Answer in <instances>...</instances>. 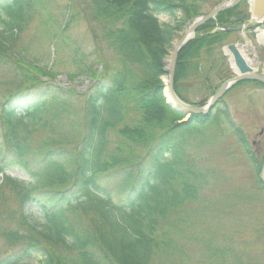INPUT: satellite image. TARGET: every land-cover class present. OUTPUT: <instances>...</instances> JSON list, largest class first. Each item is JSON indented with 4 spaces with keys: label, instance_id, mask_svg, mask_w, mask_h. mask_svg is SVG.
Here are the masks:
<instances>
[{
    "label": "trees",
    "instance_id": "16d2710c",
    "mask_svg": "<svg viewBox=\"0 0 264 264\" xmlns=\"http://www.w3.org/2000/svg\"><path fill=\"white\" fill-rule=\"evenodd\" d=\"M197 3L0 0V66L11 74L10 97L0 109V240L14 249L0 264H175L179 256L190 257L180 243L197 242L194 236L184 240L194 222L187 216L173 221L172 212L201 198V172L182 142L217 118L213 113L182 122L167 105L162 77L179 33L200 15ZM35 9L52 36L53 54L71 49L76 72L68 81L90 80L85 92L51 83L57 79L52 69L18 45ZM159 15L170 20L161 22ZM249 15L243 0L182 49L175 76L181 99L192 103L184 95L191 86L214 95L229 78L217 52ZM81 24L100 53L92 63ZM73 29L82 36L74 39ZM253 160L260 171L262 161ZM9 202L16 207L8 208ZM33 206L41 216L28 213ZM201 242L206 261L252 264L248 254L230 258L237 243L217 253L210 239Z\"/></svg>",
    "mask_w": 264,
    "mask_h": 264
},
{
    "label": "rangeland",
    "instance_id": "374dc122",
    "mask_svg": "<svg viewBox=\"0 0 264 264\" xmlns=\"http://www.w3.org/2000/svg\"><path fill=\"white\" fill-rule=\"evenodd\" d=\"M54 1L57 6H66L71 2V0ZM79 1L83 3L86 0ZM197 2L200 10L199 16H201L209 14L216 5L221 3V0H197ZM179 16H182L180 12ZM159 18L162 22L170 20L165 15H159ZM41 24L40 14H36L35 9L28 28L18 42L20 47H24L25 56L34 58L41 67L48 66L52 69L57 79L51 83L85 92L91 85L90 80L87 81L86 78L81 77L80 80L68 81L67 74L76 72V66L71 59L73 58L71 49L58 52L55 56L52 36L44 31ZM85 29H87L86 26L82 24L79 26L80 33L84 31V37L86 36L82 47L94 55L89 53L88 56L86 55L88 62L92 63L96 61L100 53L98 51L96 53L93 38L87 37L88 33ZM185 29L186 26L183 31ZM261 31H264V26ZM257 35L253 31L249 33L258 58L262 62L258 73L264 74V42H259ZM78 36L82 35H78L73 29L72 37L75 39ZM178 40L180 39L178 38L174 44ZM244 41L242 33H234L227 43L244 44ZM174 44L166 58L167 64L174 50ZM104 53L107 59L114 60L108 51ZM217 53L221 59L220 61L218 58L219 64L226 65L225 74L229 76L228 79L235 78L229 57L221 48ZM244 54L249 61L255 58L253 54L246 51ZM102 69L100 66V71ZM167 76L168 74L165 77ZM10 78L8 68L0 66V109L10 97L11 89L6 86ZM27 87H29L27 84H23V88ZM184 95L188 101L195 104L201 102L203 98L210 99L213 96L194 86H191ZM224 98V101L214 111L215 118H217L216 123L208 125L198 137L182 142L183 153L201 172L202 195L197 203H189L188 206L172 212L173 221H178L179 216H187L194 222L191 236H185L184 240L192 236L197 237L196 243H189L186 246L180 243V246L186 247L184 252L190 257H184L183 260L179 256V262L176 260L175 264H216L217 261L205 260L201 241L207 239H210V244L216 251L237 243L239 249L237 253H231V259L235 255L248 254L250 255L248 261L250 260L252 264H264V186L261 182L262 169L258 171V165L253 160V157H256L258 161H262V164L264 162V87L246 82L242 86L232 88ZM2 135L3 127L0 124V140L3 143ZM12 174L24 177L16 171ZM14 207L16 204L9 202L8 208ZM13 253L14 249L8 248L5 242L0 240V260ZM161 260L157 258L156 262L159 263Z\"/></svg>",
    "mask_w": 264,
    "mask_h": 264
},
{
    "label": "water",
    "instance_id": "95a60500",
    "mask_svg": "<svg viewBox=\"0 0 264 264\" xmlns=\"http://www.w3.org/2000/svg\"><path fill=\"white\" fill-rule=\"evenodd\" d=\"M232 1L233 2L231 4L230 3L231 0H223V2H221V4L218 5L217 7H215L210 12L209 15L197 18L192 23V25L187 26L184 36L174 44V51L171 54V57L169 58L170 61L168 63V66L166 67V71L169 73V75L164 79V83L166 87L165 95L169 106L172 107L175 111L185 116L187 119L190 118L191 115L208 116L215 107V105L222 99L225 93H227L232 88V86L235 85V83L249 80L254 82L258 81L264 85V74L255 73L256 71L249 64H247L246 60L239 52V49L246 47L248 48V51H250L254 55L256 54L254 51V47L250 42L249 37L245 36L246 44L244 45L233 44L228 47L230 53L233 54L234 65H236L238 69L236 75L237 77L224 82L220 90L214 95V97L209 101V103L205 107H195L189 105L183 102L175 92L174 82H175L176 66L178 61V55L182 47L190 39L193 38L198 28H200L202 25H204L206 22L210 21L211 19L216 18V16H218L221 13V11L232 8V6L238 4L242 0H232ZM251 10L253 17L256 18V21L259 22V24H264V0H253ZM245 28L246 27H244L243 29ZM253 64L254 66L260 65V61L258 57H255ZM261 182H263L264 184V166L262 168Z\"/></svg>",
    "mask_w": 264,
    "mask_h": 264
},
{
    "label": "bare ground",
    "instance_id": "6f19581e",
    "mask_svg": "<svg viewBox=\"0 0 264 264\" xmlns=\"http://www.w3.org/2000/svg\"><path fill=\"white\" fill-rule=\"evenodd\" d=\"M260 41L264 42V33L260 35Z\"/></svg>",
    "mask_w": 264,
    "mask_h": 264
}]
</instances>
